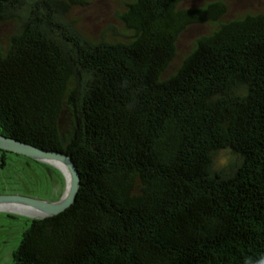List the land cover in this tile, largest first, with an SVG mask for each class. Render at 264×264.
Returning a JSON list of instances; mask_svg holds the SVG:
<instances>
[{
  "label": "trees",
  "instance_id": "1",
  "mask_svg": "<svg viewBox=\"0 0 264 264\" xmlns=\"http://www.w3.org/2000/svg\"><path fill=\"white\" fill-rule=\"evenodd\" d=\"M88 1L0 0V22L20 18L0 44V133L70 154L81 176L66 210L23 216L14 263L257 264L264 12L130 0L122 38L94 40L66 18ZM205 21L217 25L167 73L179 35Z\"/></svg>",
  "mask_w": 264,
  "mask_h": 264
},
{
  "label": "rangeland",
  "instance_id": "2",
  "mask_svg": "<svg viewBox=\"0 0 264 264\" xmlns=\"http://www.w3.org/2000/svg\"><path fill=\"white\" fill-rule=\"evenodd\" d=\"M128 1L130 0H89L85 5L69 8L66 18L83 35L91 39L98 40L103 35L110 39L122 38L126 30L119 20V13L124 10L125 3ZM216 1L225 5L220 17L223 21L241 17L247 13L264 12V0H184L181 7L205 6ZM19 22L20 18L0 22V44L7 45L8 37ZM216 25V21H205L195 23L185 29L178 37L177 54L167 73L175 71L194 47L196 39L209 33ZM231 158L232 154L228 149L220 150L215 158V166L223 168ZM27 160L28 158L15 152L7 154L6 163L0 168V191L24 190L31 185L32 168L27 164ZM56 172L59 179L52 189H48L51 194L61 192L64 186V175ZM3 212L7 211L0 210V264H15L13 252L18 247L22 234L30 222L27 216L13 219Z\"/></svg>",
  "mask_w": 264,
  "mask_h": 264
},
{
  "label": "water",
  "instance_id": "3",
  "mask_svg": "<svg viewBox=\"0 0 264 264\" xmlns=\"http://www.w3.org/2000/svg\"><path fill=\"white\" fill-rule=\"evenodd\" d=\"M0 149L10 152H15L18 154L27 155L34 159L43 160L50 163L51 161L54 160L60 161L67 167L69 172V177H70L69 179L64 173L66 178V188L64 193L61 195L60 198L54 201H46V200L31 198L19 194L0 193V203L3 202L21 203L42 212L41 215H29L20 212H14V213L28 216L31 218L50 217L57 215L60 212L66 210L75 202L81 184V176L70 154L58 150H47L43 147H39L35 144L23 141L16 137L7 136L3 133H0ZM2 211H7V210H2ZM7 212H12V211H7Z\"/></svg>",
  "mask_w": 264,
  "mask_h": 264
},
{
  "label": "flooded vegetation",
  "instance_id": "4",
  "mask_svg": "<svg viewBox=\"0 0 264 264\" xmlns=\"http://www.w3.org/2000/svg\"><path fill=\"white\" fill-rule=\"evenodd\" d=\"M23 156L28 158L27 164L32 168L33 178L31 185L28 186L27 188H24V190H12L8 192L0 191V193L19 194V195H24L31 198H36L46 201H54L60 198L66 188V178L62 169H60L57 165H55L52 162L50 163L43 160L34 159L27 155H23ZM56 171L64 175V186L61 192H58L56 194H51L50 191H48V189H52L55 182L59 179L58 173ZM3 213H5V215L8 216L9 218H13V219L19 218L16 216L20 215L11 212H3Z\"/></svg>",
  "mask_w": 264,
  "mask_h": 264
},
{
  "label": "bare ground",
  "instance_id": "5",
  "mask_svg": "<svg viewBox=\"0 0 264 264\" xmlns=\"http://www.w3.org/2000/svg\"><path fill=\"white\" fill-rule=\"evenodd\" d=\"M52 163H54L55 165H57L60 169H62L63 173L66 174V176L69 177V172L67 167L60 161H51ZM0 210H7V211H12V212H20V213H26L29 215H41L42 212L29 207L27 205L21 204V203H12V202H3L0 203Z\"/></svg>",
  "mask_w": 264,
  "mask_h": 264
},
{
  "label": "clouds",
  "instance_id": "6",
  "mask_svg": "<svg viewBox=\"0 0 264 264\" xmlns=\"http://www.w3.org/2000/svg\"><path fill=\"white\" fill-rule=\"evenodd\" d=\"M257 264H264V258H261V259L257 262Z\"/></svg>",
  "mask_w": 264,
  "mask_h": 264
}]
</instances>
